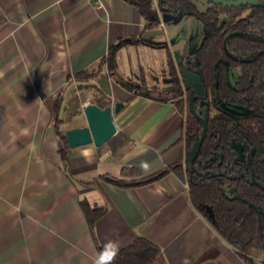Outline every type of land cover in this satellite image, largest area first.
Wrapping results in <instances>:
<instances>
[{
    "label": "crops",
    "instance_id": "1",
    "mask_svg": "<svg viewBox=\"0 0 264 264\" xmlns=\"http://www.w3.org/2000/svg\"><path fill=\"white\" fill-rule=\"evenodd\" d=\"M105 5L0 0V264H92L108 240L121 250L138 236L157 243L167 264H247L192 204L175 171L132 186L107 179L122 177L124 166L151 175L185 165L187 147L185 113L169 93V55L182 77L181 64L162 41L161 12L153 24L136 0ZM114 45L111 71L99 63ZM93 68L99 72L91 79L76 77ZM152 68L164 78L151 77ZM56 98L65 131L87 124L84 108L94 100L122 102L113 118L129 139L115 149L70 146L63 157ZM73 104L76 120L68 119ZM82 199L104 209L93 226ZM251 253L261 264L264 250Z\"/></svg>",
    "mask_w": 264,
    "mask_h": 264
},
{
    "label": "trees",
    "instance_id": "2",
    "mask_svg": "<svg viewBox=\"0 0 264 264\" xmlns=\"http://www.w3.org/2000/svg\"><path fill=\"white\" fill-rule=\"evenodd\" d=\"M234 4L207 1L204 10L196 0H136L150 23L159 21V12L175 13L183 9L187 17L201 19L207 31L200 45L192 52L198 57V71L206 86L205 96L195 100L203 105L202 116H207L208 129L198 157L192 168L190 149L199 140L203 125L189 107L190 87L175 70L171 55L172 88L177 91V106L185 113L184 139L187 147L185 165L178 163L151 175H144L136 166H124L122 177L107 179L120 186H132L153 181L173 170L188 183L192 204L234 246L247 264H256L252 250L263 249L264 242V0H224ZM225 17V18H223ZM149 23V24H150ZM116 47L112 46L101 62L111 71L116 70ZM191 56V55H190ZM182 66V64H181ZM232 66H240L241 73L234 84L227 79ZM98 69H85L76 77L89 80ZM101 107L110 101L96 99ZM236 103L253 110L246 115L232 113L222 104ZM62 98L52 102L58 133L65 143L66 158L70 147L66 131L60 129ZM129 138L117 132L106 143L113 147ZM241 144V153L234 142ZM227 187H234L230 195ZM91 226L104 213L87 199L81 200ZM103 246L99 247V251ZM115 264H167L161 247L146 236H138L121 249ZM261 264H264L262 260Z\"/></svg>",
    "mask_w": 264,
    "mask_h": 264
},
{
    "label": "rangeland",
    "instance_id": "3",
    "mask_svg": "<svg viewBox=\"0 0 264 264\" xmlns=\"http://www.w3.org/2000/svg\"><path fill=\"white\" fill-rule=\"evenodd\" d=\"M154 4H157L158 0H152ZM208 0H196L199 9L204 10L207 6ZM161 20L163 25H158V29H160L163 33L162 41L165 44H168L171 48L172 55L176 61L180 64H184L186 67H190L191 69H198V57L192 53L201 43L206 31L207 27L205 23L196 16L187 17L183 11V9L178 8L174 13L175 18H173L170 22L164 21L162 18L161 12ZM225 18V17H223ZM191 55V56H190ZM165 60V59H164ZM241 73L240 66H232L227 72V79L231 84H234L238 79ZM151 77H155L156 79H163L165 72H160L156 68H152L150 71ZM166 80L170 81L169 77H166ZM157 81V80H155ZM161 85V84H160ZM151 86V85H150ZM173 98L178 99L177 91L173 88L169 91ZM222 107L226 110L238 114V115H246L252 113L253 110L245 105L236 104V103H223ZM78 106L77 104H73L68 109V119H77ZM196 111L202 115L203 114V105L202 103L199 106H195ZM235 148L238 153H241V144L238 141L234 142ZM227 192L230 195H233L235 192L234 187H227Z\"/></svg>",
    "mask_w": 264,
    "mask_h": 264
},
{
    "label": "water",
    "instance_id": "4",
    "mask_svg": "<svg viewBox=\"0 0 264 264\" xmlns=\"http://www.w3.org/2000/svg\"><path fill=\"white\" fill-rule=\"evenodd\" d=\"M211 2H222L228 4H234L235 2H225L224 0H209ZM162 18L166 22H170L175 15L173 13L164 12ZM181 74L186 87H190L189 91V107L191 112L198 118L202 125V133L199 140L190 149V164L195 169L194 162L198 157L201 150V146L206 137L208 129V117L200 115L195 109V100L200 96H205L206 86L204 84L203 76L198 70H192L181 66ZM123 106L122 102H117L114 105L110 104L105 107H101L96 103H89L85 106L84 112L87 118V124L83 126H77L66 130V136L71 147H76L84 144L95 143L97 146L103 145L117 132V126L115 124L113 113L119 112ZM264 250V242H263Z\"/></svg>",
    "mask_w": 264,
    "mask_h": 264
},
{
    "label": "clouds",
    "instance_id": "5",
    "mask_svg": "<svg viewBox=\"0 0 264 264\" xmlns=\"http://www.w3.org/2000/svg\"><path fill=\"white\" fill-rule=\"evenodd\" d=\"M142 167L146 170L148 166L144 164ZM120 247L121 245L117 240H108L92 259V264H115Z\"/></svg>",
    "mask_w": 264,
    "mask_h": 264
},
{
    "label": "built area",
    "instance_id": "6",
    "mask_svg": "<svg viewBox=\"0 0 264 264\" xmlns=\"http://www.w3.org/2000/svg\"><path fill=\"white\" fill-rule=\"evenodd\" d=\"M90 1L97 8H104L106 6L105 0H90Z\"/></svg>",
    "mask_w": 264,
    "mask_h": 264
},
{
    "label": "flooded vegetation",
    "instance_id": "7",
    "mask_svg": "<svg viewBox=\"0 0 264 264\" xmlns=\"http://www.w3.org/2000/svg\"><path fill=\"white\" fill-rule=\"evenodd\" d=\"M192 70H194V69H192ZM191 90V89H190Z\"/></svg>",
    "mask_w": 264,
    "mask_h": 264
}]
</instances>
